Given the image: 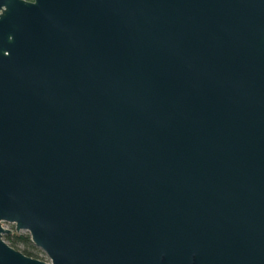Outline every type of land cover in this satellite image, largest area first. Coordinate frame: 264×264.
I'll return each mask as SVG.
<instances>
[{"label":"water","instance_id":"water-1","mask_svg":"<svg viewBox=\"0 0 264 264\" xmlns=\"http://www.w3.org/2000/svg\"><path fill=\"white\" fill-rule=\"evenodd\" d=\"M0 264H264V0H0Z\"/></svg>","mask_w":264,"mask_h":264},{"label":"rangeland","instance_id":"rangeland-1","mask_svg":"<svg viewBox=\"0 0 264 264\" xmlns=\"http://www.w3.org/2000/svg\"><path fill=\"white\" fill-rule=\"evenodd\" d=\"M3 221L10 225L11 231H9V232H11V233H13V232H15V233H19V232H25V231H27V230L24 229V228H18V229H15V228H14V224H13L12 221L4 220V219H3ZM16 245H18L19 247L26 246V247H28L30 250H32L33 252H35L36 255L47 258V255H46L45 251H44L40 246L34 244V243L31 241V239H29L28 242L17 241V242H16Z\"/></svg>","mask_w":264,"mask_h":264},{"label":"trees","instance_id":"trees-1","mask_svg":"<svg viewBox=\"0 0 264 264\" xmlns=\"http://www.w3.org/2000/svg\"><path fill=\"white\" fill-rule=\"evenodd\" d=\"M2 236L7 238L8 240H10L11 242H13L14 244H16L17 241H23V242H28L29 241V233L28 231L25 232H19V233H11V232H3ZM22 249H24L25 251L29 252L30 254H34L36 255L35 252H33L32 250H30L28 247L26 246H22Z\"/></svg>","mask_w":264,"mask_h":264}]
</instances>
